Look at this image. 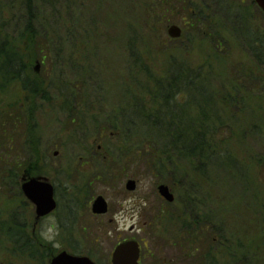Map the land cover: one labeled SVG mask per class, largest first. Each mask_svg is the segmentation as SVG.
Masks as SVG:
<instances>
[{"label": "rangeland", "instance_id": "1", "mask_svg": "<svg viewBox=\"0 0 264 264\" xmlns=\"http://www.w3.org/2000/svg\"><path fill=\"white\" fill-rule=\"evenodd\" d=\"M206 1L211 5L204 9V16L212 18L213 12L219 16L216 0ZM233 2L264 38V14L254 1ZM169 5L182 9L174 0H0V55L12 53L21 73V63L28 70L18 79L17 70L5 67L0 57V120L11 132L16 109L21 106L24 114L32 102L30 119L39 139L38 162L36 156L31 155V159L34 169L55 183V199L60 198L56 210L33 227V205L20 189L23 171L14 170L15 180L11 174L1 180L4 171L0 169V264H48V257L37 261L20 250L18 233L7 235L1 229L15 214L25 220L27 235L51 242L56 253L65 250L89 256L96 264H110L114 245L135 239L142 247V264H162L163 259L186 262L173 240L163 231L158 234L157 224H151L160 208L169 207L159 197L157 185L165 183L171 188L175 210L179 206L176 198L183 196L181 183L173 178L175 183L171 184L170 170L165 178L152 173L146 154L155 146L147 138L123 137L120 127L122 120L129 121L132 116L145 122L141 109L151 117L160 114L167 122L178 116L182 128L192 129L201 118L213 119L214 103L197 89H186V97L181 94L175 98L176 108L162 107L159 99L153 100L154 80L168 78L173 65L212 72L217 77L214 88L222 79L240 89L236 93L225 86L227 99L233 102L220 113L223 124L216 121L215 148L221 156L215 157L210 171L211 199H222L228 208L239 206L238 201L246 202L238 214L230 211L226 233L233 231L235 238H242L240 243L244 238L247 243L253 237L252 242L258 241L254 222L258 218L264 222V64L254 59L231 22L219 21L223 24H218L219 44L211 34L215 30L206 23L199 29L189 26L184 10L171 18L161 16ZM170 25L181 28L180 37L168 36ZM32 55L35 57L28 61ZM36 65L38 70L34 71ZM208 84L205 79L198 85ZM36 87L37 98L32 96ZM217 95L215 92L216 99ZM133 105L139 113L133 112ZM167 122L153 129L154 134H163ZM245 128L246 138H236L239 129ZM124 143L132 150L131 156L121 150ZM229 157L238 167H233ZM128 179L136 183L133 191L125 188ZM244 188L248 192L243 201L234 199ZM98 195L107 202L105 214L91 211ZM253 205L262 209L256 207L255 211ZM165 224L170 227L168 220Z\"/></svg>", "mask_w": 264, "mask_h": 264}, {"label": "trees", "instance_id": "2", "mask_svg": "<svg viewBox=\"0 0 264 264\" xmlns=\"http://www.w3.org/2000/svg\"><path fill=\"white\" fill-rule=\"evenodd\" d=\"M30 1L32 0H29V2ZM174 1L180 3L182 9L178 8V10H176L174 5H169L166 10L163 9L161 16H165L167 19V15H169V18H171L172 15L178 14L184 10L183 13L188 16L187 24H189V26H196L195 28L199 29L200 25L206 23L210 30H215L214 32L211 31V34L219 44L222 43V39H220L221 31L220 28H218V24L221 27L223 26L219 21L222 20V22L226 23L231 22L238 37L241 36L242 42L247 46L254 59L261 65L264 64V38H262V35H260L256 29H253L249 23L250 20L248 16L241 11L236 2H233V0H216L215 4L218 6L219 16H216L213 12L212 15H214V17L209 18L204 16V9H209L211 5H208L206 0H196V2L190 0ZM225 5H227V7H225ZM180 20L182 19L180 18ZM214 21L218 23L214 24ZM28 27L30 28V25H28ZM238 29L240 33L237 31ZM11 52L18 53L17 50ZM4 56L0 55L1 58H4V66L16 69L18 73L17 78L23 79V74L28 72L25 66L21 63V67L23 68V73H21L17 61L13 59V54L9 53L8 55L4 52ZM33 57L35 56L32 55L28 57V61L33 59ZM260 59H263V62ZM27 65L31 66L29 63H27ZM173 68L175 71L171 72ZM172 69L168 71V78L163 77L154 80V90H152L151 93L152 98L154 97L153 100L155 101V98L159 99L162 107L170 106L176 108V106H179L177 103L173 104L175 98L181 94L186 97V89H197V93H205L204 97L211 99L214 103L212 118H215V121L213 119L206 120L207 118H201L192 125V129L188 128V126L182 128L181 120L178 116L175 117L176 119H169L167 122L160 118V114L159 117L156 115L151 117L142 109L141 112L144 114L142 118L146 120L145 122H137L133 116L129 121H121L120 127L122 128L121 132L123 137L128 136L130 139L134 136H139L138 138L142 140L147 138L150 139L151 144L155 146L154 149L149 148L153 150L146 154L149 170L156 176H161V178H165L166 173H168L167 171L170 170L168 174H171V184L174 185L175 183L173 178H178L177 181L179 184L181 183V194L183 196L180 200L176 198V200L179 201V206L175 210H172V203H166L165 205H167V207L169 206L168 210H165V206L160 208L158 213L152 217L153 221L151 224H157L156 228L158 234L164 232L167 234L166 236L169 240H173V244L177 245L182 257L186 260L183 264H264L262 263V260H264V222L260 221V218H258L260 216H256L258 219L254 222L255 226L258 228V241L256 243L252 242L253 237L248 239V243L245 238V242L243 241V243H240L242 238H235L234 236H236V234L232 233L233 231L231 232V230L226 233L225 225L227 224V217L231 216L230 213L233 212L238 214V211L243 208L246 202L240 203V201H238L239 206L228 208L224 205L222 199H211V197H213L211 195L213 191L212 185H210L211 182H209L211 181V179L209 180L210 171L211 167L214 165L215 157L221 156L220 153H216L215 148L214 137L216 136V121L218 120L219 125L223 124L219 119L220 113L225 112V107L229 108L228 106H231L233 102L232 99L230 101L227 99L228 93L225 86L228 85V87L234 89L236 93L240 89L238 87L235 89L236 86L231 87L233 84L230 80L222 79L218 82L219 87L214 88L212 83L217 80V77H214L212 72H203V69L200 67L192 70L188 65L180 68L173 65ZM6 73L9 75V71ZM12 76H14V74ZM205 79L209 81V84L207 86H199L198 84ZM221 87H224V93H222ZM37 89H39V87L33 90L32 95L36 98L38 94V92H36ZM215 92L218 94L217 99L215 98ZM43 97L44 96L41 95V99ZM226 99L227 102L225 101L226 103H224V106V104L221 103ZM234 100H236L235 97ZM35 101L36 99L33 102ZM31 103L32 102L28 104L27 111L24 114H22L23 108L21 106L16 109L18 113L16 115L17 118L13 121V124L9 126L11 132H7L8 128L2 126L4 122L0 120V169L7 173V177H5L6 173H2L1 180H7L10 174L13 176L11 178L12 180L17 179L16 175H13L14 170H23L24 166L27 164H29L33 170L34 163L31 159L32 156H36L35 163L38 162L37 146L39 138L36 132H34V127L30 119L29 106ZM134 106L135 105L132 106L133 112L139 113V108ZM153 107H155V105H153ZM177 113L180 115L182 112L177 109ZM189 118L190 117H188V120H191ZM161 120L163 123L167 122L162 128L163 134H154L153 129H156L158 125L162 124ZM20 126L21 129L16 131ZM137 126L139 127L137 128ZM193 126L195 127L193 128ZM232 132L233 131H231V133ZM247 134V128L242 130L239 129L236 138L243 140L246 138ZM124 145L125 146H123L121 150L126 151V154L124 153L125 156H131L132 150L130 149L129 151L127 144L124 143ZM229 159L233 167H238L235 163V159L230 157ZM35 173H40V171L35 170ZM241 176H244L242 172ZM192 178L200 181H193ZM183 179L185 181H181ZM247 192L246 188H244V191L237 196L238 198L236 197L234 199L240 200L241 198V201H243V197ZM253 207L255 211H258L256 207L257 209H262L261 205H253ZM217 215L221 216L217 217ZM167 220L170 227L165 224ZM229 222H231V220ZM25 226L26 222L23 217L19 214L16 216L15 214L6 220L5 227L1 229L6 230L7 235H9L10 232L18 233L20 250L28 253L29 257L33 260L38 261L47 257L49 259L56 254V248L53 247L51 242L40 237L37 239L30 237L29 234H26ZM230 232L231 234H228ZM220 247H222V249ZM197 259H199L198 262H196ZM161 263L175 264L166 259H163Z\"/></svg>", "mask_w": 264, "mask_h": 264}, {"label": "water", "instance_id": "3", "mask_svg": "<svg viewBox=\"0 0 264 264\" xmlns=\"http://www.w3.org/2000/svg\"><path fill=\"white\" fill-rule=\"evenodd\" d=\"M256 5L264 13V0H254ZM167 34L171 38H178L181 35V28L177 25H170L167 28ZM38 66H35V71ZM48 179L42 177L40 179L29 178L22 185V192L28 200L33 203L35 208L36 220L40 217L50 213L56 207L53 199V188ZM136 183L129 179L125 184L127 190H134ZM158 193L167 202L171 203L174 200L173 194L165 184H160L157 187ZM91 211L94 214H104L107 212V202L102 196H97L91 205ZM139 244L135 240H125L117 244L111 253V264H140L139 258ZM49 264H95L88 256L74 255L65 250L58 252L50 258Z\"/></svg>", "mask_w": 264, "mask_h": 264}, {"label": "flooded vegetation", "instance_id": "4", "mask_svg": "<svg viewBox=\"0 0 264 264\" xmlns=\"http://www.w3.org/2000/svg\"><path fill=\"white\" fill-rule=\"evenodd\" d=\"M34 167L35 166H33V170H32V168L29 166V164H27V165L24 166V168L22 170L23 171V176H22V179H21V182L20 183L27 181L31 177L32 178H36V179H40V178L43 177L41 174L35 173ZM47 182H49L51 184V186L53 188V196L55 198V194L58 196L57 187L55 186V183L54 182H51L50 180L47 181ZM58 200H60L59 197H57V200L56 201L58 202ZM35 217H36V214H35V210H34V212H33V227L36 226V224L39 222V219L36 220ZM141 253H142V247H141ZM140 259H141V254H140Z\"/></svg>", "mask_w": 264, "mask_h": 264}]
</instances>
